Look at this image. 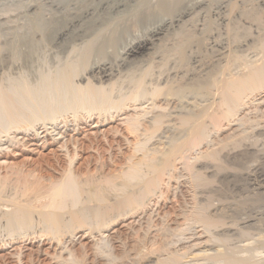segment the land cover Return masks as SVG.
Returning <instances> with one entry per match:
<instances>
[{
  "label": "rangeland",
  "instance_id": "rangeland-1",
  "mask_svg": "<svg viewBox=\"0 0 264 264\" xmlns=\"http://www.w3.org/2000/svg\"><path fill=\"white\" fill-rule=\"evenodd\" d=\"M64 1H66V0H62L63 3H59V2H61L60 0H0V68H1L0 69V72H1L0 73V89L3 88V89L6 90L8 88V86H9L10 83L11 84H13V83H16L17 84L18 81L20 82V83L18 82V85L19 84L20 85L21 84L26 85L28 83V87L30 85L31 88L34 87L33 89L36 88L37 90L38 89L41 90L42 88L45 87L43 90H41V92H38L39 90L37 91V90L31 89V91L33 90L34 92H38V94L39 93L42 94V92H43L42 96H40L41 94L40 95H38L37 93L34 94L35 101L32 98L33 101H34L33 106H31L32 105L31 103H29V104H28V102L25 103L26 101H28L27 100L28 98L25 101H23L24 98L21 97V96H24L25 97V95L22 92L18 93L19 91H16L14 89L16 87V84H14L15 87L12 88V90H14V92L17 93V94H15L12 91H9V90H11V87H13L14 85H10V88L7 89L9 91V93L7 91H5V90H2V89H1L2 91H0L2 93L5 91L4 93L7 92V94H9V95L12 92L11 93L12 94L11 95L12 97H14L15 95H17L13 99L15 101L14 103L16 104L18 101L21 100V101H23V103H25V104H23L24 106L27 105L25 107V110H24V113L27 112L25 114V116L28 114V112H29V114L34 113L32 115H29L28 114L29 116L27 115L28 116L27 120L25 119L27 116L26 117L24 116V118L22 117L23 119L21 118L22 121L20 119V121L17 120V122H14V120L16 119V117L13 116L12 119H11V116H7L6 111H2L1 110V112H0V114H2V112H3V114H2L3 116L5 115V116L9 117V120H12L13 121L12 124H14V123L16 124L18 122H19L18 125L21 124L19 126L17 124H16L17 126H15V124L12 125V124H10L11 121L10 122L9 121L7 122L8 119H5V116L3 117L2 115H0V117H1L0 118V143H1L0 144V148L2 147L0 149V193H1V195H0V214L3 211V209L5 208V206H8L9 204H11L10 201H13L15 199L20 200V201L26 200L30 196H33V194H35L36 191H38V196H39V194H41V195L39 196V198L36 197L37 196L36 195L37 193L34 195L35 196V200H38L37 202L35 201V204H37V203L40 204V202L42 203V201L44 202V200H46L44 197L47 198V196H46V194L44 192H47V191H49V189H51L52 184L56 182V179L59 180V179H61V177L64 176V174L67 172L69 166H72L74 168L75 175H78L77 176V179L78 180L82 181V180H84L86 178L85 181H82L81 182V183H83V182L85 183L86 182L87 184L84 185L86 187L85 188H82L81 187V190L80 189L78 190L79 202H80L78 205H81V203H84V202L87 201L88 195H87L86 190H89L90 189V186L96 184V182H98V181L99 182L101 181L100 183H102V182L104 183V184L102 183L100 185H103L105 187V189L108 190V192L106 191V194L108 195V196L106 195V197H109L107 199H108V201H110V198H112V196H113L112 194L113 193H111L112 190H109V187L106 188L105 179H108L112 173L114 174V172L121 173L124 170H126L125 169L126 168V165L125 164H127L128 161H130L132 159H135L137 156H140L141 154H143V152L146 150L144 147L148 148V146H149V145H147L148 142L144 141L145 139H142V140L144 142H146V144L143 143V145H141V146L138 145V142H141L142 143V140H141V138L139 139L138 136L136 137L135 136L136 134L131 133L127 128H125V127H127V124H126V120L125 119L128 118V117L137 118V116L139 117V115H140V119L139 118L138 119L142 121L145 117L149 116L151 114V112H148V113H150L148 115V113H144V111H143V110H149V109H147L148 107L150 108V102L151 101H148V97H149V95L151 93L149 95H148V93L154 91L156 88H158V85L160 86L162 82L165 83V81H167L168 79L170 80V81L168 80L169 82H171V81L173 82L172 84H176V82L179 83V81H180L181 78H180L179 75H178V78H177V75L176 76L174 75V73L172 71H175V69H172V67H173L174 64H175L174 66H176V67L178 66L179 62H177V61H179V58H180V64L179 65L182 66V64L185 65V63H186L185 60L187 58H186V54L184 53V50H183V48L186 46V45H183V44H185L186 42L183 43V41H182L183 32L182 31L180 32V30L177 27L178 24H181L180 23L181 21H178V23L174 22V25H171L172 27L170 26V29L169 30L171 32L168 31L170 33L169 34V37L170 36L171 37H174V39H177L176 41H178L179 38L181 37L180 38L181 42L179 40V43H178L179 45L178 44H176L178 46L175 45V48H177V49H174V47H173V50H175V51L174 52L171 51L172 54L177 51L179 54H182V52H183V54L185 55V56H183V54H182L180 56L178 53H177L178 55L175 53L176 56H178V58H177L178 60L176 59L177 60L176 61L177 63H175V60H174V64H171L172 61H170V64L167 63V65H166L165 62H163V63L160 62L161 64H158L156 62V64H155V62H154L155 60L152 61L150 59L151 62H153V63H151L150 60L149 61H141L140 62V61H138V59L141 60L142 58H138L137 59V61H138L137 63H135L136 62V60H135V62H134L135 64L134 63L130 64V62L127 59L129 65L127 64V66H126V63L127 62H125L123 64L124 66H122V65H121L122 67L120 65H119V67L117 66V68H119V71L117 70L116 71L117 73L115 72V77L116 78L114 77L115 78L114 81H113L114 78L110 79V81L112 80L111 83H110L109 80H108L109 82H107L106 80H104L103 82H96V80L89 78L90 82H92L91 80H93L92 83L95 84V85L96 84L97 85L98 84H100V85L102 84L101 85V89H103L105 93L107 92L106 93L107 96L109 94V96H108L109 99L108 98H107V100L105 99L106 102L108 101L107 102L108 103V107H106L107 104L101 103V105H99L101 107V108L99 107L100 110H99V108L98 109L96 108L97 110L95 108H93V111H92V109H90L89 107H85L84 106L85 105L84 102H78V101L75 102V103H78V105L77 104L76 105L73 104L74 106L73 105L71 107L68 106L66 103H68L67 101H69V100H65L66 103H63V102H65L64 101L65 98H63V95L65 97V94H66L65 91L67 89L64 90L65 87H63V88L61 87L60 90L62 89V91H60V90L57 91L56 90V83L60 79L59 75L61 74V71H63L62 73L68 71L69 69L67 70L66 67L69 68V65H71V64L75 68H76V66H79V69L80 70L78 68H76L77 70L75 68H73V69L76 70V71H74V74H76L78 76V77L76 75L74 76V81L76 82V81H78L79 77H81V76L83 77V75H84V77L85 76L87 77L88 76L87 72L90 70V68L93 67L94 65L98 64V63H102V62L105 63V61H106V62H109L110 64L113 63V64L118 65L117 63H120V62L123 61L121 58L124 59L123 53H125V51H126V45L125 44H127V46H128L131 41L133 42L134 40H136L135 37H137V38H139L140 36L142 37V34H144L143 36H145V32H148L147 31V28L149 29V28L153 27L152 24L156 25L157 24L156 23L157 21L150 22V24L152 23L151 25L148 22V25L146 24L148 27L144 23L146 21H140L139 24H138V22H129L130 24L129 23L122 24V25H124V28H126V29H124L122 25H120V26H118V25L117 26H112L113 27V30H112V28L111 29H107V28L105 29L104 28L106 31L104 29H102L99 32L101 34L100 35L101 37L99 36V33H98V35L97 34L95 35V36H99L100 37V38L95 37L96 38V39H94L95 41L90 40L91 42H89V40L86 39L87 40L86 41L83 38V40H77V41H75L76 43L75 42L70 43L71 40L68 41L69 38H73L77 34L79 35L82 31L84 33H87L88 31H91L90 29L94 30L96 27L93 28V26H97V24H96L97 21H98L97 19L98 18L99 19L100 18H104L106 14H103L102 15L101 12H97V10H96V12L95 11L94 12H91V13H95L94 15L91 14V13L85 15V18L86 19H84V16L83 17H80V19L82 20L81 22L79 20V17L77 18L78 20L75 19L76 17L73 18V19H75L73 21H76L77 23L75 24V26H70L71 24L69 25L71 29L69 28L67 31L70 32L71 35L67 32L66 35L65 34L62 35L64 37L63 38L62 36H59V31L63 27V25H65L66 20L68 19L65 16L66 15L65 13H67L68 12L67 10L71 7V6L70 7L69 6H65L64 5V3H65ZM169 1L172 2L173 0H169ZM219 2H220V5L223 3V5H221V7L226 6V7L222 8L224 10H221V11H219L217 13L219 15L218 18L221 17L223 19H221V18L218 19V18H216L217 17V14L214 15L215 13H209L208 12V11H212V10H213V12H215L216 11V8L218 6H220L218 4ZM183 3H184L185 10H183L182 16H179L180 18L177 17L176 20H178V18H179V20L180 19H184L182 21H186V20H189L188 18H191V19L192 18H196V15L198 14L199 11H200L199 12L200 14H202L204 11H206V13L204 12L205 13L204 16H206L205 17L206 21L208 20L206 22V21H204L205 19L203 18L201 20L202 22L200 21V24L202 23L204 25L205 31H207L206 32V35L204 34L205 37L203 35H200V33H199V34H195L196 36H193V38L190 37V39L189 38L188 39L191 40V38H192L193 41L191 40L190 42L196 44L195 45L196 47H194V48H195V50L197 48V50L195 51V50H193L194 48H192V51L195 52V53H197V51H198V53H197L198 55L202 56V58H205V59L207 58L206 60L210 63L209 65L211 67H209L210 68L209 70H207V69H206V71L203 70L205 73L203 71L201 72L202 74L201 73L200 74L197 73V75L195 77H192V79H190V81L191 80L194 81V82L197 81V80L198 81L199 80L200 81H202V80L204 81V80H206L205 78H207V76H210L209 74H211V72L213 70H215V69H216V71H218L219 69L220 70L224 69V71H223L224 73L223 74H224L225 77L226 76L229 77L228 76L229 74H230V77L233 76V74H234V76H236V75L237 76H242V75H244V74H246L248 72V70H249L248 68L253 69L255 66L260 65L264 61V57H263L264 56V1L263 0H224V2H223V0H185V1H183ZM213 3H215L214 6H212ZM229 3H230V5H229ZM59 4L61 6H59ZM231 4H232V7L231 8H228V7L231 6ZM62 5L65 6L64 7L65 9L63 8ZM209 5H211V8H210ZM216 5H217V7H216ZM72 8L73 7H71L70 9H72ZM201 8H202V10H201ZM225 9H228V10H225ZM61 12L65 14V15L64 14L63 15L67 18L66 20L64 19L65 17H63V15H61L62 14ZM226 13H227L228 16L225 15ZM97 14H100V15H97ZM178 14H180V13L178 12ZM88 15H90L89 16L90 18L93 16L94 19L92 18L91 21H90V18L88 17ZM183 15H184V17H183ZM39 16H40V19L41 20L38 18ZM226 18H227V20H226ZM38 19H39V22L37 21ZM58 19L59 20L61 19V20L59 21ZM220 19H221V21L223 23L220 21ZM192 20H194V19H192ZM92 21H94V24H93ZM82 22H84L83 23V27L86 24L85 25L86 26L85 28L82 27V25H81ZM86 22H88V23H86ZM89 23H92L91 25H93V26H91ZM135 23H137V24H135ZM141 23L144 24V25L142 26ZM33 24H36V25L39 24V25L36 27ZM125 25H126V27H125ZM129 25H131V28L129 27ZM137 25H138V27H137ZM59 26H60V28H59ZM34 27H36V28H34ZM114 27H116V29ZM120 27H122V31L120 30L121 29ZM128 27H129V30L132 29L131 30L132 32L131 31L128 32ZM143 27H144L145 30H142ZM37 28H39V30ZM108 28H110V27H108ZM118 28H119V30L117 32L116 30ZM133 28H135V29H133ZM73 29H74V31H75V29H77V30L74 32ZM34 30H36V31H34ZM112 31H113V35L110 34V33H112ZM123 31H124V33H123ZM208 31L209 32L211 31L209 33V35H207L208 34ZM125 32H128V33L125 34ZM48 33H49V35H46ZM119 33H123V34H120L119 35ZM105 34H106V36H105ZM114 34H115V36H114ZM116 34H118V35H116ZM128 34H130L131 36L130 35L128 36ZM72 35H74V36H72ZM123 35H124V37H123ZM126 35H127V37H126ZM89 36H92V34L90 33ZM112 36L113 37H116V38L119 37V39H117V40H116V38L113 39ZM130 37H131V39H130ZM87 38L89 39L90 37H87ZM97 38L100 39V40H98ZM19 39H20V41H19ZM198 39L200 41H198ZM212 39L214 40V42L221 43L222 44L221 46L225 48V52H224L225 54L222 53V55H219L220 57L218 56L217 59L214 58L215 60L213 59V57L210 58V55H211L210 52H211L212 49H210V46L208 45ZM65 40H66V44H68V45L65 44ZM96 40H98L97 42H99V43H97ZM111 40H113V41H111ZM194 40H196V41H194ZM25 41H27V42H25ZM103 41H104V43H103ZM123 41H124V44H123ZM87 42H88V44H87ZM93 42L95 43V45L89 46ZM105 42L106 43H109L110 42L111 44L110 43L109 44H105ZM200 42H201V45H199ZM205 43H207V44H205ZM35 44H37V45H35ZM71 44L73 46H71ZM186 44H188V43H186ZM225 45H227V46L225 47ZM104 46H106V48ZM22 47H23V49H22ZM89 47H91V48H89ZM92 47H95L94 49L95 50L98 49V50L95 51L94 49H92ZM100 47L101 48L103 47V48L100 49ZM88 49H89V51H87ZM179 49H181L182 52H180L181 50H179ZM209 49H210V52H209ZM92 50H94V51H92ZM160 50H161V48H160ZM227 50H228V52H227ZM64 51H65V53H64ZM83 51L84 52L87 51V52L86 53H83ZM90 51L92 53L94 52L93 54H91V56H89L90 55ZM213 51H214L215 54L219 53V51H216L214 49H213ZM88 52H89V54H88ZM79 54H80V56H78ZM207 54H209V55L207 56ZM80 57H85L84 59L87 60V61H85L83 58H81V59H83L85 61L84 62L83 60H81L82 61L81 62L80 61ZM88 57H90V58H88ZM107 57H108L109 60L107 59ZM145 57H146V55H144V58ZM181 57L182 58L185 57L184 60L181 59ZM210 59H212V60H210ZM16 60H17V62H16ZM76 60L80 61L79 65L76 64V63H78V61H76ZM115 60H117V61H115ZM90 61H91V63H90ZM111 61H113V62H111ZM86 62H87V64L89 66L86 64ZM82 63H84V64H82ZM258 63H260V64H258ZM80 64H82L84 67L82 65H80ZM90 64H92V65L90 66ZM145 64H147V65H145ZM162 64L166 65V68L167 69L165 68V66L164 67L161 66ZM263 64H264V62L261 65H263ZM72 65L70 66V69H72ZM252 66H254V67L252 68ZM134 67L135 68L136 67H138V68L141 67V69H137V68L135 69ZM64 68H66V69H64ZM130 68H131V70H129ZM169 68H170V70L172 69L171 72H170V70H168ZM61 69H63V70H61ZM59 71H60V73H59ZM77 71H79L80 74ZM216 71H214V72H216ZM118 72H120V73H118ZM161 73H162V75H160ZM203 73H204V75H203ZM166 74H168V77L166 76ZM171 74H173L174 76L171 75ZM159 75L161 76L160 77V80H159ZM170 76L173 78L172 80L170 79ZM43 77H44V79H46V78L47 79L44 81V80H42ZM156 78H158V79L156 80ZM21 79L24 82H22ZM47 80L48 81L50 80L49 81L50 83L47 82ZM136 80H137V82H136ZM45 82H47V84ZM53 82H54L55 85L54 84H51ZM84 82H85V80L82 83L80 82V85H83ZM112 82H114V83H112ZM107 83L110 84V85L108 86ZM44 84H45V86H44ZM48 84L49 85L51 84L52 86H50V88H49V85ZM100 85H99V87H100ZM42 86H44V87H42ZM153 87H155V89ZM51 88L53 90H51ZM136 88L137 89L138 88L141 89L140 90V93L138 91L139 89L136 90ZM135 90H136V92H135ZM45 91H51L53 93V96L56 97V101L57 102L55 101V99H54L53 96H52L53 98L51 96H49V95L46 96V93H44ZM32 92H31V95H33ZM51 92L50 93L47 92V93L52 95ZM133 92H135V93H133ZM2 93H0L1 94L0 95V98H2V96L4 95ZM21 93H22V95H21ZM58 93H59V95H58ZM106 94H103L101 99H103V97H105L104 95H106ZM131 94L132 95L133 94L134 95L136 94V96L134 97V95L132 96ZM139 94H141V96ZM18 95H19V98H18ZM36 95H37V97H36ZM30 96H27V97H29V100L31 102L32 100L30 98L32 96L31 97ZM45 96H46V98H48V96L52 98V99L51 98H48V99H50V101L45 98L47 100L46 103L51 102V100H52L51 103H53V105H50V106H52L51 108H50V106H48L49 103L46 106L44 105L43 108H42V105H41V107H39L40 104L38 105V102H40L41 104L42 103H45V102H43L45 99L42 101L43 97H45ZM59 96L60 97L62 96V99L59 98ZM151 96H152V94H151ZM263 96H264V94H263ZM67 97H68V91H67L66 99H68ZM20 98H23V100L20 99ZM38 98L39 99L41 98V99L39 101H37ZM141 98H144V99H141ZM252 98H248L249 101ZM259 98H261V97H258V96L257 97H254L253 98L254 101L251 100L250 102H248L247 99L245 100L247 105L246 104L244 105L245 108L243 106V108H244L243 111L244 112H242L245 116L243 114L240 115V116H238V115L235 116L236 119L238 117L240 118V120H238V125L240 123L239 126H240V128L243 127V129L241 128V130H240L239 126L237 125V127L239 129L238 132H241V134L234 133V135L232 136L231 139H233V140H235V139H239L240 140L241 139V141H243V140L247 141V139H249L250 141H247V143L248 142H251L253 140H257L258 142L257 141H253V144L255 142H257V144L256 143L254 144L255 146L258 145L257 147H255V146L254 147L256 149L257 148L260 149L262 152H260V150H259L260 153L257 152V154H255V155H258L259 157L258 156L257 157L254 156L253 158L248 159L247 162L248 163H251V164L254 163V165H256L258 168H261V169L264 170V147H263L264 146L263 145L264 144V137H262L263 135L262 136L261 135H258L255 132V129H254L255 127H253V126H256L257 127V124L263 125V123H264V100L263 101L257 100ZM134 99H136V100H134ZM61 100H63L62 103H61ZM78 100L81 101L80 99H78ZM36 101H37L36 104L38 106L35 108L34 105H35V102ZM145 101H146V103H145ZM258 101H261V104L260 103L258 104ZM21 103L18 102L17 103L18 105L16 106V108H18L19 110H20V106L19 105ZM81 103H83V105ZM109 103H111V104H109ZM102 104H103V106H102ZM1 105L2 104H0V106ZM116 105H117V107H116ZM250 105H251V107H250ZM30 106H31V108H30ZM63 106L65 108H63ZM121 106H123V107L126 106V107H124L122 109ZM27 107H28V109H27ZM48 107L50 109H52L51 110V113H47V112H49L48 109H47ZM57 107H58V109H57ZM103 107H105L106 109H103ZM161 107L164 108V106H162V105H161ZM0 108L4 109L3 105ZM22 108L24 109V107H22ZM22 108H21V110H23ZM29 108H30V111H29ZM37 108L43 109L42 110L43 113H46V114L44 115L38 109V112L41 113L40 114L41 116H40L39 113L36 111ZM257 108H258V111H257ZM26 109H27V111H26ZM53 109H55V110H53ZM120 109H122V110H120ZM19 110H17V112ZM44 110H46L47 112L44 111ZM248 110H250V111H248ZM20 111H19V113H20ZM35 111L38 114H36ZM103 111H105V113ZM260 111H262V112H260ZM22 112L23 111H21V113ZM30 112H32V113H30ZM24 113H22L21 115H23ZM52 113H54L55 116ZM128 113H129V115H128ZM47 114L49 116H51L50 114H52V116L50 117L52 119L48 118L49 116ZM38 115H39V117H35V116H38ZM103 115L104 116L105 115L108 116V119H110V120L105 119V121H104V118H103L104 116ZM259 115H261V116H259ZM30 116H31V118H30ZM97 116H98V119H96ZM258 116H259V118H258ZM20 117L21 116L19 115L18 118H20ZM40 117H41V120L43 118L42 121L39 120ZM123 117H124V119H123ZM235 117H234V119H235ZM241 118L243 120H241ZM28 119L29 120L31 119V120L29 121ZM35 119H37V121ZM257 119H258L259 122H257ZM44 120H47L48 122L47 121H44ZM245 120H246V122H243ZM249 120L250 121H254L255 120L257 122V124H256V122H252L251 123V122H249ZM24 121H29V122H24ZM23 122H24V124H23ZM32 122H34V123H32ZM42 122H43V124H42ZM247 122H249L250 124L249 123H248L249 125L246 124ZM25 123H26V125H25ZM30 123H32V125ZM22 124H23V127L24 128L23 127L22 128L20 127V126H22ZM244 124H246L248 126V129L250 127L253 128L252 130H251V128L249 129V131H252V133L251 132L249 133V131L247 132L248 129L246 128V125H244ZM253 124H256V125H253ZM10 125L14 126V128H11L12 126H10ZM9 126H10L11 129L9 128ZM7 128H9V129H7ZM28 129H30V130H28ZM50 130L51 131H53V130H55V131H57V130L64 131V133L62 135V138H60V141L59 142L58 141H56V142L54 141V143H53V142H51V140H48V141H41L40 140V137L42 136L41 131L50 132ZM242 130L244 132L246 130L245 134L244 133L242 134ZM38 131H39V133H38ZM55 131L52 132V134H54ZM246 133H249V134H246ZM13 134H14V136H12ZM21 134L28 135V137L30 138V141L31 142L29 141L28 142L29 144H24V142L21 141V139L19 138V137H21L20 136ZM39 135H41V136H39ZM246 135H249V136H246ZM6 136L7 137L10 136L8 138L9 139L11 138L12 140L11 139L9 140L8 138H6ZM236 136H238L239 138L236 137ZM240 136H245V137L242 140V138H240ZM246 137H248V138H246ZM5 138H6V140H5ZM18 139H19V141H17ZM136 139H139V140H136ZM231 139H229V140H231ZM4 140H5V142H4ZM9 142H11V143L9 144ZM18 142H19V144H16ZM33 142L35 144H33ZM48 142H49V144H48ZM134 143L137 144V147H136V145ZM4 144H6V145H4ZM259 144L262 145L261 147H263V149L260 147ZM4 146H5V148H4ZM138 146L141 147V148H138ZM134 148H135V152L137 151L136 154L134 153ZM205 148L202 147V149H200V150L203 151ZM138 151H139V153H138ZM194 156L196 158H193ZM193 157L192 158L194 160L199 159L197 161H193V159L191 158L192 159L191 160L192 165L194 166L193 168H195L193 170L195 172H197V173H200L201 175H204L206 177H209L210 174L213 171L212 170L213 167H212L211 163L208 162L207 159L206 160L204 159V161H203V159H201L202 157L199 158L197 155H193ZM69 160H71L73 162H71V161L69 162ZM247 162H246V164H247ZM259 162H260V165H259ZM223 164H225V165L230 164L229 166L237 167V165H233L232 163H230L229 161H226V160L223 162ZM206 166H207V168H206ZM242 167L245 168L244 166H241L239 168L243 169ZM116 169H118L120 172L118 170L116 171ZM142 172H144V170ZM178 173L175 176L177 178L173 177L172 180H170L165 175L162 178V180L160 181L162 183H159L160 186L157 187L158 188V191L156 190V192H155L156 194H153L154 196L152 195V197L150 196L151 194L149 195L148 198H152V199H148V198L145 199L144 204H145V206L148 209V211H147L148 213L147 212H143L142 214H140V215L137 216V214H132V213H130L131 212L130 211L128 214L123 215V216H120L116 221L114 220L115 223H117V224H115V225H113L114 223L111 224L113 227L112 226L107 227V229H106L107 231H105L103 233L97 232V234H96V231L90 233L91 231L90 232H89V230L86 231L87 228H84V229H82L78 233V235H76V236L73 237L74 238L73 240H75V241H73L71 244L70 243H67V244L65 243L66 245H64V244H62L61 241L58 242V240H56L53 237L49 236L50 234H47L46 232H44V229H43L44 227H43L42 223L39 222V220H36L37 217H34V221H33L34 224H33V227H31V229H28L27 231H25L26 229H23L22 228L24 231L23 230L20 231V229L18 228L19 230L16 229L17 232H15L16 230H12V231H10V229L8 230L9 227L7 228V226H6L7 224L4 221L5 219L2 218V216H0L1 217L0 218V264H44V263L45 264H53V260L55 259L54 262L57 260L56 259V254H55L56 253V250L57 249H60L62 246H69V245H70L69 247L74 248L79 253L78 256L82 254L81 252L83 250L86 252V254H87V259L86 260H88V261H86L85 264H90V263L91 264H100V263H97L98 258H95L94 256H92V253L98 247H100V249H106L105 246L106 247L108 246L109 248L113 249V252H114V255L113 256L115 257V258L112 257V260L113 261L115 260L113 262V264H118V263L119 264H123V263L124 264H133L135 262L137 263L138 261H135V260H137L139 258H137L138 256L136 257V255H138L141 252V250L143 251V253L145 251V253H150V255H152V256L154 255L153 258H152V264H153L154 261H155L154 264H162V262L159 261L160 262L159 263L156 259L159 256H161V255L162 256L159 257V258L165 259V257H169L170 256V253H171V255L175 254V255H178L179 256V259H177V261L174 262L173 264H175V263L176 264H180V263L181 264H199L200 262H198V263L197 262L196 263L195 262L194 263L189 262L190 261L191 254H192V248H190V246L192 247V245L190 244V241H192L193 239H197L198 237H200V239L194 240V241L191 242L193 245L197 244L199 240H201L202 242H204V241L207 242V240H208L207 244L208 243L210 244L209 241H212L211 242V245H213L212 246L213 248L216 247L215 249H213L215 251H216V249L219 250L221 248V250H222V248H223L222 251H225L227 249L226 250L227 253H231V252H228L229 249L231 251L233 250V252H235V250H236V253H237V251L240 249L239 250L240 253L239 252L237 254L236 253H232L233 255L236 254V255H239V256H240L241 252H243L241 250L243 248H244V250L246 248L248 249V247H246V246H249V244L252 243L251 244L252 247H249L248 250H245V251H247L246 253L247 254H250V255L247 256V254H245V255H241L240 256V257L247 256L246 258L249 261L247 259H244L245 257L242 260H247L246 263H245V261L243 262L242 260H240V259L239 260L242 261L243 264H252V263L253 264H264V254H263L264 253V249H263V247H261L262 245H264V234H263L264 233V224H263L264 223V220H262V219H264V217H263L264 215H260L259 214L260 210L264 207V204H262V203H264L263 202L264 201L263 200L264 199V191H261L260 192L257 189V185L259 183L264 184V182L263 183H262V181L256 182L257 180H260L259 178H256V180L251 179L252 180L251 181L250 179H248L246 177H238L236 180L235 179L234 180H231V179L230 180L229 179H224L223 180V178H220V177H217L216 178V176L214 175L216 179L214 178V181H213V184H212L211 187H208V188H200V189H196L194 191L193 186H192V189L193 190L191 189V182H190V185L189 186H188V184L186 182H185L186 184L183 183L184 180H186V178L188 176L186 174L182 173V172H179V170H178ZM182 175L184 177H186V178H184ZM54 178H56V179H54ZM95 180H97V181H95ZM256 183H257V185H256ZM32 189H34V190L32 191ZM39 190H41V191L39 192ZM159 190H160L161 193L159 192ZM192 192L194 193L193 195H195V197H196L195 198L196 201H192L191 202V200H190L191 197L190 196H192ZM258 192L261 193V194H259ZM25 194L27 195V197H26ZM258 194L259 195H263V196L262 197L261 196L260 197H256V196H259ZM42 195H45V196L43 197ZM34 196L33 197H30L29 199H32L33 200L34 199ZM157 196H159V197H157ZM212 196H213V199L211 198ZM36 198H38V199H36ZM165 198H167V199H165ZM253 198H256L257 200H261L262 199L263 201H262V203H261V201H259L260 203L257 201L258 204H256L257 203L256 202V199H255L254 202H251V200H253ZM208 199L210 201L213 200L214 204H220V208L223 209L224 214H221L223 212H220L221 215H219V218L222 217V215H226L225 217H222L221 218V220H224V218H226L225 219L226 221L225 220H224L225 222L223 221V223H225V225L229 226L230 223H231V225H232V223H236V224L233 225L234 226L233 228L235 229L233 232L232 231L231 232L230 231L229 232L228 231L222 232L220 230L216 231L217 229L216 230L213 229L214 231L212 230V232H211V230H208L207 231L203 225H200L201 224L200 222L196 223L197 221L196 222L194 221L195 218H193L194 217L193 214L191 215V213H190L191 210L193 209L194 206H197L199 204L202 205V203L204 201H205V203H207V200ZM221 199L223 200V202H222ZM5 200H6V202H5ZM243 200L244 201H248V202H244ZM240 201H243V203L240 202ZM8 202H9V204H8ZM197 202H199V203L197 204ZM183 203H184V205H183ZM240 203L243 206L240 205ZM251 203H253V205H251ZM191 204L192 205L194 204V205L192 206ZM237 205H240L241 207L240 206H237ZM262 205H263V207H261ZM251 206H254V208L251 207ZM8 207H10V205ZM250 207H251V209H250ZM255 207H256V210H254ZM189 208H190V210H189ZM252 208H253V210H252ZM186 209H187V211H186ZM194 209H195V207H194ZM194 209L192 210V213H193ZM222 209H220V211H222ZM241 209H242V211H241ZM151 210H152V212H151ZM182 210H184V211H182ZM250 211H251V213H250ZM246 213H248V214H246ZM252 213L255 214V215H253ZM243 214H245V215H243ZM181 215H182V217H181ZM228 215L230 217H228ZM256 215H257V217H256ZM241 216H243V218ZM247 216H249V217L247 218ZM261 217H262V219H261ZM186 218H187V220H186ZM244 218L245 219L252 218L254 220H256V219L257 220L256 221H253V223L251 222L250 224H243L242 225L240 223L243 220H245ZM188 219L190 221L193 220V222H190ZM240 219H243V220L241 221ZM181 220H183V221H181ZM259 220H261V222H258L259 224H257V221H259ZM173 221H176V222H173ZM262 221H263V223H262ZM238 222H239V225L240 226L238 225ZM36 223H37V225H35ZM129 223H130V225H129ZM194 223H195V225H194ZM253 224H256V225L253 226ZM38 225H39V227H38ZM126 227H128V228L126 229ZM184 227L187 228V229L189 228V229L186 230ZM256 227H257V229H256ZM36 229L37 230L39 229V231H37ZM243 229H245V230H243ZM205 230L207 232H205ZM238 231L241 232V233L239 234ZM246 231H248V232H246ZM9 232L11 234L12 233L13 234L11 235ZM112 232H113V234H112ZM213 232H214V234H213ZM219 232L220 233L222 232V233L220 234ZM225 232H227V233H225ZM254 232H256V233H254ZM207 233L209 235L210 234L211 235L209 236ZM242 233H243L244 236L242 235ZM8 234L11 235V237H9ZM108 234H109V237L110 238L109 237L106 238V236ZM177 234L178 235H181L182 239ZM149 235H150V237H149ZM195 235H196V237H195ZM211 236H212V238H214V237L219 238V239L221 238L220 239L221 241L219 239L217 240L216 238H214V240H212V238L211 239L209 238ZM231 236L233 237V239H232ZM258 236H260V237H258ZM226 237H227V240H226ZM10 238H11V240H10ZM46 238H48V239H46ZM96 238H98V239H96ZM142 238H145V239L143 240ZM235 239H236V242H235ZM255 239H257V242H256ZM262 239H263V241H261ZM182 240H183V242H182ZM215 240H217V241H215ZM53 241H55L56 243L53 242ZM110 241H111V244H110ZM147 241L150 242V243H148ZM162 241H164L165 243L164 242L162 243ZM168 241H172V242H170L171 244ZM176 241H178V242H176ZM260 241H261V243H259ZM14 242H15V244H14ZM58 243H60V244H58ZM135 243H137V244H135ZM159 243H161V244H159ZM244 243L245 244L247 243V245L245 246ZM257 243H259L261 245H259ZM142 244H144V245H142ZM158 244L160 245V248H159ZM99 245H101V246H99ZM102 245L104 246V248H102ZM134 245L136 247L135 249H134ZM163 245L165 246V247H162L165 250L164 252H162L163 249L161 248V246H163ZM167 245H168V247L169 246L170 247L169 248L166 247ZM242 245H243V248L241 249L240 247ZM95 246H97V247H95ZM234 246H235V248L236 247L237 248L236 249L233 248ZM256 246L257 247L259 246V247L256 248ZM93 247H94V250H93ZM126 247H128V248H126ZM138 247H140V248H138ZM150 247H151V249H150ZM156 247L159 248V251L157 250ZM253 247H254V250H256V251L258 250V251L257 252L256 251H251L250 249H252ZM166 248H167V250H166ZM81 249H82V251H81ZM149 249L151 250V252L149 251ZM184 249H186V250H184ZM190 249H191V252H190ZM135 250H137V251H135ZM154 250H156V251H154ZM127 251L129 253H127ZM166 251H167V253L170 252L168 254L169 256L167 255ZM245 251L243 252V254L245 253ZM58 252H59V250H57V253ZM137 252H138V254H137ZM179 253H180V255H179ZM259 254H261L263 256H261ZM88 255H91V256H88ZM257 255H259V256H257ZM53 256H55V257H53ZM163 256H164V258H163ZM92 257H93V259H92ZM154 257H157V258L154 259ZM249 257H251V258H249ZM254 257H255V259H254ZM258 257L260 258V260H259ZM121 258H123L124 260H122ZM235 258L237 259V256H235ZM94 259H96V261ZM185 260H186V262H184ZM215 260L218 262L217 259H209V260H205L207 262L204 261V263L205 264H215ZM251 260H252V262H251ZM93 261H95V263ZM156 261H157V263H156ZM179 261H180V263H179ZM213 261H214V263H213ZM147 262L145 264H151L150 261H147ZM237 262H238L237 264H239V261L238 260H237ZM232 263H229V264H232ZM242 263L240 262V264H242ZM218 264H221V263H218ZM233 264H236V261Z\"/></svg>",
  "mask_w": 264,
  "mask_h": 264
},
{
  "label": "bare ground",
  "instance_id": "bare-ground-1",
  "mask_svg": "<svg viewBox=\"0 0 264 264\" xmlns=\"http://www.w3.org/2000/svg\"><path fill=\"white\" fill-rule=\"evenodd\" d=\"M61 2H59V3H63L62 2V0H60ZM183 1H185V0H173L172 2L171 1H169V0H66V1H64L65 3H64V5L65 6H71V7H73L72 9H66L68 12L67 13H62L61 15H63V17H65L64 19L66 20V23H65V25H63V27L60 29V31H59V36H62V35H66V33L68 32L67 30L70 28V26H75V24L77 23L76 21H73V20H78L77 18L79 17V20H80V22L82 21L81 19H80V17H83L84 16V19H86L85 18V15H87V14H89V13H91V12H96V10H97V12H101L102 13V15L103 14H106L105 15V17L104 18H98L96 21H97V26H93V25H91L92 23H89L91 26H93V28L94 27H96L94 30H92V29H90L91 31H88L87 33H84L83 31L78 35H72V36H74L73 38H69V40L68 41H70V43H72V42H75V41H77V40H83V38L86 40H89V42H91L90 40H92V41H95L94 39H96L95 37H98V38H100L101 36V34L99 33L100 32V30H102V29H111L112 28V30H113V27L112 26H120V25H122V24H126V23H129V22H138V24L140 23V21H146V22H144L145 23V25L147 24L148 25V22H149V24H150V22H154V21H157L156 23V25H154V24H152L153 25V27H151V28H147L146 26V28H147V31L148 32H145V36H143L144 34H142V37L140 36L139 38H137V37H135L136 38V40H134L133 42L131 41L130 43H129V45L127 46V44H125L126 45V51H125V53H123V55H124V59L123 58H121L123 61L122 62H120V63H117L118 65H116V64H110L109 62H106L105 61V63H98V64H96V65H94L93 67H91L90 68V70L87 72V74H88V76L86 77H84V75H83V77L81 76V77H79V79H78V81H74V76L76 75V74H74V71H76L77 69L76 68H78L79 69V66H76V68L75 67H73V65H72V69L73 68H75V69H70V66L71 65H69V68L68 67H66L67 68V70L68 71H66V72H64V73H62L63 71H61V70H63V69H61L60 71H61V76L59 75V77H60V79L58 80V84L56 83V90L57 91H59L60 90V88L62 87H65V89L64 90H66L65 92H66V94H65V97H64V95H63V98H65L64 99V101L65 100H69V101H67L68 103H66V101L65 102H63V103H66L68 106H72L73 104L74 105H78V103H75L76 101H78V102H84V106L85 107H89L90 109H92V111H93V108H99L100 106L99 105H101V103H103V104H107L106 105V107H108V101L106 102L105 101V99L107 100V98H108V96H109V94H108V96H107V92L105 93L104 92V90L103 89H101V85L100 84H93L92 82H93V80H91L92 82H90V80H89V78L90 79H94V80H96V82H103L104 80H106L107 82H109L110 81V79H112V78H114L115 77V72L118 70L119 71V68H117V66L119 67V65L121 66H124L123 64L125 63V62H127L126 63V66H127V64H128V61L130 62V64H132V63H134L135 62V60H136V62L135 63H137L138 61H149L150 59L152 60V61H154L155 62V64H156V62L158 63V64H161L160 62H165L166 63V65H167V63H169L170 64V61H172L171 62V64H174V60H175V63H177V62H179V64H180V58H179V61H177L178 59V56H176V54L178 53L177 51L175 52V53H171V51L172 52H174L175 50H173V47H174V49H177V48H175V45L176 44H178L179 43V40H180V38H179V40L178 41H176L177 39H174V37H169V32L168 31H170L169 29H170V26L171 25H174V22H176V23H178V21H181L180 23L181 24H178L177 25V27H178V29L180 30V32L182 31L183 32V36H182V41H183V43H188V44H183V45H186L184 48H183V50H184V53L186 54V63H185V65L184 64H182V66L181 65H179L178 64V66L176 67V66H174L173 65V67H172V69H175V71H172V69L170 70V68L168 69V70H170V72L172 71L173 73H174V75L176 76L177 75V78H178V75L180 76V81H179V83L178 82H176V84H172L173 82L171 81V82H169L167 79V81H165V83H161V85L159 86L158 85V88H156L155 89V87H153L154 89V91H152V92H149L148 93V95L151 93L152 94V96H151V94L149 95V97H148V101H151L150 102V108L148 107L147 109H149V110H143L144 111V113H148V112H151V114L150 113H148V115L149 116H147V117H145L142 121L141 120H139L140 119V115H139V117L137 116V118H131V117H128V118H126L125 120H126V124H127V127H125V128H127L131 133H134V134H136L135 136L137 137L138 136V138L140 139L141 138V140L142 139H145L144 141H146V142H148L147 143V145H149L148 146V148H146V147H144L146 150L143 152V154H141L140 156H135L136 158L135 159H132V160H130V161H128L127 159V161H128V163L127 164H125L126 165V170H124L123 168V172H121V173H116V172H114V174L112 173L111 175H110V177L108 178V179H105V185H106V188H108L109 187V190H112V192L111 193H113L112 195V198H110V201H108V199L107 198H109V197H106V191L108 192V190H106L105 189V187L103 186V185H100V184H102V183H100L99 181L98 182H96V184H94V185H92V186H90V189L89 190H86V192H87V195H88V197H87V201L86 202H84V203H81V205H78L80 202H79V195H78V190L80 189L81 190V187L82 188H85L86 186H84L85 184H87L86 182L84 183H81L82 181H85V179L84 180H82V181H80V180H78L77 179V176L78 175H75V170H74V168L72 167V166H69V168H68V170H67V172L64 174V176L63 177H61V179H56V178H54V179H56V182L55 183H51L52 184V187H51V189H49V191H47V192H44L45 194H46V196H47V198L46 197H44L45 195H42L46 200H44V202L42 201V203L40 202V204L39 203H37V204H35V201L37 202L38 200H35V194L37 195L36 197H38L39 198V196L41 195V194H39V196H38V191H36V193L35 194H33V196H34V199L32 200V199H29L30 197H33V196H30L29 198H27L26 200H23V201H20V200H17V199H15V200H13V201H10V203L11 204H9V202H8V204L10 205V207H8V206H5V208L3 209V211L1 212V214H0V216H2V218H4L5 220V222H6V226H7V228H8V230L10 229V231H12V230H19L20 229V231H22L23 229H26L25 231H27L28 229H31V227H33V224H34V217H37V219L36 220H39V222H41L42 223V225H43V229H44V232H46L47 234H50L49 236H51V237H53L54 239H56V240H58V242L59 241H61L62 242V244H64V245H66L67 243H72L73 241H75V240H73L74 238V236H76V235H78V233L82 230V229H84V228H87L86 229V231L87 230H89V232L90 233H92V232H95L96 231V234H97V232H101V233H103V232H105V231H107L106 229H107V227H109V226H112L111 224H113V225H115V224H117V223H115V221L120 217V216H123V215H126V214H128L130 211V213H132V214H137V216L138 215H140V214H142L143 212H147L148 211V209H147V207L145 206V204H144V201H145V199H147L148 197H149V195L152 197V195L153 194H156L155 192H156V190L158 191V186H160L159 185V183H162V182H160L161 180H162V178L166 175L170 180H172L173 179V177H175L176 176V174L178 173V170H179V172H182V173H184V174H186L188 177L186 178V177H184L183 175V177L184 178H186V180H184V184H188V186L190 185V182H191V189H192V186H193V188H194V191L196 190V189H200V188H208V187H211L212 186V184H213V181H214V178H215V176H216V178L217 177H220V178H223V180L224 179H231V180H236L238 177H246V178H248V179H253V180H256V178H259L260 180H257L256 182H259V181H262V183L264 182V170L263 169H261V168H258L256 165H254V163L253 164H251V163H248L247 161H248V159H251V158H253L254 156H258V155H255V154H257V152H259V150L260 149H256L255 147H257L258 145H254L255 143L257 144V140H253V141H257V142H255L254 144H253V141H251V142H248L247 143V141H250L249 139H247V141H245V140H243L244 139V137L245 136H240V138H242V140L243 141H241V139L239 140V139H235V140H233V139H231L232 138V136L234 135V133H239V134H241V132H238L239 131V129H238V127H237V125H238V120H240V118L238 117L237 119H236V117L235 116H240V115H242L243 113L242 112H244L243 111V109L245 108V104H246V99H247V101L248 102H250L251 100L252 101H254V97H261V98H259V99H257V100H261V101H263L264 100V96H263V94H264V64L263 65H261L260 63H258V64H260V65H258V66H252V68L253 69H251V68H248L249 70H248V72L246 73V74H244V75H242V76H234V74H233V76H231L230 77V74L228 75L229 77H225L224 76V69H222V70H218V71H216V69L215 70H213L212 72H211V74H209L210 76H207V78H205L206 80H202V81H190V79H192V77H195L196 75H197V73L198 74H200L203 70H205L206 71V69L207 70H209L210 68L209 67H211L209 64V62L205 59V58H202V56H200V55H198L197 53H198V51H197V53H195V52H193L192 51V48H194V47H196L195 45L196 44H194V43H192V42H190L191 40H192V38H193V36H196L195 34H199L200 33V35H203L204 36V34L206 35V32L207 31H205V28H204V25L201 23L200 24V21L204 18L205 19V17L206 16H204V14L206 13V11H204L202 14H200L198 11V14L196 15V18H192V19H194V20H192L191 18H188L187 16V18L189 19V20H186V21H182V20H184V19H180L179 20V16H182V14H183V10H185V8H184V3H183ZM264 1V0H263ZM31 2V1H30ZM50 2V1H49ZM191 2V1H190ZM223 2H224V0H223ZM34 3V2H33ZM186 3V2H185ZM217 3V2H216ZM262 3V2H261ZM219 5H220V2L218 3ZM217 4V5H218ZM57 5V4H56ZM64 5H62L63 6V8L65 7ZM215 5V3H213V5L212 6H214ZM217 5H216V7H217ZM221 5H223V3L221 4ZM221 5L220 6H218L217 8H216V11L215 12H213V10L212 11H208L209 13H215L214 15H216L219 11H221V10H224V9H222V8H224V7H226V6H223V7H221ZM228 5V4H227ZM229 5H230V3H229ZM236 5V4H235ZM234 5V6H235ZM249 5V4H248ZM254 5V4H253ZM20 6V5H19ZM59 6H61L60 4H59ZM210 6V8H211V5H209ZM31 7V6H30ZM228 7V6H227ZM232 7V4H231V6L230 7H228V8H231ZM43 8V7H42ZM68 8V7H67ZM28 9V8H27ZM52 9V8H51ZM60 9V8H59ZM65 9V8H64ZM209 9V8H208ZM38 10V9H37ZM36 10V11H37ZM45 10V9H44ZM49 10V9H48ZM201 10H202V8H201ZM225 10H228V9H225ZM231 10V9H230ZM32 11V10H31ZM63 11V10H62ZM33 12V11H32ZM177 14H176V13ZM178 12L180 13V14H178ZM189 12V11H188ZM227 12V11H226ZM37 14V13H36ZM91 14H95V13H91ZM208 14V13H207ZM220 14V13H219ZM222 14V13H221ZM97 15H100V14H97ZM96 15V16H97ZM209 15V14H208ZM211 15V14H210ZM223 15V14H222ZM225 15H227V13L225 14ZM224 15V16H225ZM90 15H88V17H89ZM92 16V15H91ZM213 16V15H212ZM218 14H217V17L216 18H218ZM228 16V15H227ZM226 16V17H227ZM234 16V15H233ZM237 16V15H236ZM34 17V16H33ZM62 17V16H61ZM60 17V18H61ZM62 17V18H63ZM70 17V18H69ZM76 17V18H75ZM95 17V16H94ZM98 17V16H97ZM102 17V16H101ZM177 17H179L178 18V20H176L177 19ZM183 17H184V15H183ZM193 17V16H192ZM36 18V17H35ZM39 19H40V16L38 17ZM51 18V17H50ZM73 18H75V19H73ZM90 18V17H89ZM93 18V16L90 18V21H91V19ZM96 18V17H95ZM214 18V17H213ZM215 18V19H216ZM219 18H221V17H219ZM218 18V19H219ZM39 19L37 20L38 22H39ZM94 19V18H93ZM221 19H223V18H221ZM221 19H220V21H221ZM258 19V18H257ZM41 20V19H40ZM59 20V19H58ZM61 20V19H60ZM59 20V21H60ZM89 20V19H88ZM87 20V21H88ZM226 20H227V18H226ZM230 20V19H229ZM5 21V20H4ZM204 21H206V19L204 20ZM208 21V20H207ZM206 21V22H207ZM34 22V21H33ZM41 22V21H40ZM45 22V21H44ZM79 22V23H80ZM89 22V21H88ZM88 22H86V23H88ZM93 22V24H94V21H92ZM202 22V21H201ZM222 22V21H221ZM227 22V21H226ZM225 22V23H226ZM230 22V21H229ZM248 22V21H247ZM83 23L84 22H82V27H83ZM175 23V24H176ZM223 23V22H222ZM228 23V22H227ZM252 23V22H251ZM7 24V23H6ZM32 24V23H31ZM40 24V23H39ZM38 24V25H39ZM61 24V23H60ZM63 24V23H62ZM71 24V25H70ZM130 24V23H129ZM135 24H137V23H135ZM150 24V25H151ZM33 25H35L36 27L38 26V25H36V24H33ZM41 25V24H40ZM57 25V24H56ZM70 25V26H69ZM79 25V24H78ZM86 25V24H85ZM84 25V27L83 28H85L86 26ZM132 25V24H131ZM131 25H129V27L131 28ZM141 25L143 26L144 24H142L141 23ZM140 25V26H141ZM149 25V26H150ZM206 25V24H205ZM210 25V24H209ZM218 25V24H217ZM225 25V24H224ZM228 25V24H227ZM69 26V27H68ZM89 26V25H88ZM123 26V28H124V25H122ZM134 26V25H133ZM132 26V27H133ZM19 27V26H18ZM36 27H34V28H36ZM40 27V26H39ZM80 27V26H79ZM108 27H110V28H108ZM125 27H126V25H125ZM129 27H128V32H130L132 29H130L129 30ZM137 27H138V25H137ZM136 27V28H137ZM172 27V26H171ZM12 28V27H11ZM59 28H60V26H59ZM88 28V27H87ZM115 29H116V27H114ZM121 29V31H122V27H120ZM140 28V27H139ZM208 28V27H207ZM38 30H39V28H37ZM42 29V28H41ZM40 29V30H41ZM71 29V28H70ZM104 29V30H105ZM114 29V30H115ZM124 29H126V28H124ZM133 29H135V28H133ZM12 30V29H11ZM28 30V29H27ZM77 29H75V31H76ZM118 30H119V28L116 30L117 32H118ZM142 30H145L144 29V27H143V29ZM17 31V30H16ZM29 31V30H28ZM34 31H36V30H34ZM45 31V30H44ZM73 31H74V29H73ZM74 31V32H75ZM106 31V30H105ZM126 31V30H125ZM40 32V31H39ZM43 32V31H42ZM73 32V33H74ZM78 32V31H77ZM115 32V31H114ZM128 32H125V34L126 33H128ZM132 32V31H131ZM137 32V31H136ZM140 32V31H139ZM142 32V31H141ZM171 32V31H170ZM178 32V31H177ZM211 32V31H210ZM209 31H208V34L207 35H209V33H210ZM70 35H71V33L70 32H68ZM92 34V36H89V34ZM98 33H99V36H95L96 34L98 35ZM105 33V32H104ZM103 33V34H104ZM123 33H124V31H123ZM123 33H119V35L120 34H123ZM135 33V32H134ZM133 33V34H134ZM147 33V34H146ZM44 34V33H43ZM109 34V33H108ZM107 34V35H108ZM110 34H112L113 35V31H112V33H110ZM131 34V33H130ZM130 34H128V36L130 35ZM212 34V33H211ZM36 35V34H35ZM46 35H49V33L48 34H46ZM116 35H118V34H116ZM26 36V35H25ZM103 36V35H102ZM105 36H106V34H105ZM110 36V35H109ZM114 36H115V34H114ZM122 36V35H121ZM131 36V35H130ZM138 36V35H137ZM180 36V35H179ZM198 36V35H197ZM212 36V35H211ZM215 36V35H214ZM213 36V37H214ZM44 37V36H43ZM51 37V36H50ZM57 37V36H56ZM63 37V36H62ZM69 37V36H68ZM87 37H90L89 39L87 38ZM113 37V36H112ZM118 37V36H117ZM123 37H124V35H123ZM126 37H127V35H126ZM190 37H192L191 38V40H189L190 39ZM205 37V36H204ZM208 37V36H207ZM210 37V36H209ZM212 37V38H213ZM64 38V37H63ZM66 38V37H65ZM93 38V39H92ZM97 38V39H98ZM103 38V37H102ZM110 38V37H109ZM114 38H116V37H113V39ZM129 38V37H128ZM133 38V37H132ZM189 38V39H188ZM211 38V37H210ZM21 39V38H20ZM20 39H19V41H20ZM34 39V38H33ZM61 39V38H60ZM108 39V38H107ZM117 39H119V37L118 38H116V40ZM123 39V38H122ZM127 39V38H126ZM130 39H131V37H130ZM129 39V40H130ZM195 39V38H194ZM207 39V38H206ZM214 39V38H213ZM212 39V40H213ZM248 39V38H247ZM64 40V39H63ZM86 40V41H87ZM98 40H100V39H98ZM98 40H96V42L98 41ZM211 40V41H212ZM17 41V40H16ZM106 41V40H105ZM109 41V40H108ZM111 41H113V40H111ZM125 41V40H124ZM124 41H123V44H124ZM188 41V42H187ZM193 41V40H192ZM194 41H196V40H194ZM198 41H200L199 39H198ZM210 41V40H209ZM210 41V43L208 44L209 46H210V49H212L211 50V52L213 53H211L210 52V49H209V52H210V58L211 57H213V59L214 58H218V56L219 55H222V53L223 54H225L224 52H225V48L224 47H222L221 45V43H219V42H214V40L211 42ZM25 42H27V41H25ZM61 42V41H60ZM116 42V41H115ZM126 42V41H125ZM180 42H181V40H180ZM62 43V42H61ZM69 43V42H68ZM76 43V42H75ZM97 43H99V42H97ZM103 43H104V41H103ZM102 43V44H103ZM110 43V42H109ZM109 43H106L105 42V44H109ZM223 43V42H222ZM245 43V42H244ZM21 44V43H20ZM38 44V43H37ZM37 44H35V45H37ZM40 44V43H39ZM65 44H66V40H65ZM87 44H88V42H87ZM104 44V45H105ZM111 44V43H110ZM205 44H207V43H205ZM24 45V44H23ZM44 45V44H43ZM66 45H68V44H66ZM93 45H95V43L93 42V43H91V45H89V46H93ZM113 45V44H112ZM179 45V44H178ZM178 45H176V46H178ZM182 45V44H181ZM199 45H201V42L199 43ZM198 45V46H199ZM240 45V44H239ZM15 46V45H14ZM71 46H73L72 44H71ZM70 46V47H71ZM102 46V45H101ZM107 46V45H106ZM106 46H104L105 48H106ZM114 46V45H113ZM112 46V47H113ZM227 45H225V47H226ZM69 47V46H68ZM204 47V46H203ZM25 48V47H24ZM74 48V47H73ZM85 48V47H84ZM89 48H91V47H89ZM95 47H92V49H94ZM103 48V47H102ZM101 47H100V49H102ZM160 48H161V50H160ZM180 48V47H179ZM207 48V47H206ZM205 48V49H206ZM22 49H23V47H22ZM70 49V48H69ZM99 49V50H100ZM199 49V48H198ZM213 49L214 50H216V51H219V53H217V54H215L214 53V51H213ZM227 49V48H226ZM234 49V48H233ZM244 49V48H243ZM83 50V49H82ZM95 50V49H94ZM94 50H92V51H94ZM96 50H98V49H96ZM95 50V51H96ZM108 50V49H107ZM123 50V49H122ZM179 50H181V49H179ZM193 50H195V48L193 49ZM196 50H197V48H196ZM195 50V51H196ZM208 50V49H207ZM18 51V50H17ZM87 51H89V49L87 50ZM87 51H83V53H86ZM101 51V50H100ZM215 51V52H216ZM32 52V51H31ZM74 52V51H73ZM99 52V51H98ZM180 52H182V50L180 51ZM208 52V53H209ZM227 52H228V50H227ZM64 53H65V51H64ZM94 53V52H93ZM91 51H90V55L89 56H91V54H93ZM88 54H89V52H88ZM87 54V55H88ZM175 54V55H174ZM179 54V53H178ZM177 54V55H178ZM182 54H183V52H182ZM182 54H179L180 56L182 55ZM203 54V53H202ZM228 54V53H227ZM144 55H146V57L144 58ZM209 54H207V56H208ZM78 56H80V54L78 55ZM84 56V55H83ZM97 56V55H96ZM105 56V55H104ZM183 56H185L184 54H183ZM229 56V55H228ZM13 57V56H12ZM87 57V56H86ZM119 57V56H118ZM220 57V56H219ZM224 57V56H223ZM231 57V56H230ZM264 57V56H263ZM5 58V57H4ZM81 58H85V57H80V61L81 60H83V59H81ZM88 58H90V57H88ZM87 58V59H88ZM138 58H142L141 60H139ZM184 58L185 57H181V59H183L184 60ZM21 59V58H20ZM29 59V58H28ZM92 59V58H91ZM90 59V60H91ZM107 59H108V57H107ZM119 59V58H118ZM127 59H128V61H127ZM137 59H138V61H137ZM177 59V60H176ZM222 59V58H221ZM228 59V58H227ZM233 59V58H232ZM85 60V59H84ZM83 60V61H84ZM89 60V59H88ZM106 60V59H105ZM109 60V59H108ZM151 60H150V62H151ZM210 60H212V59H210ZM215 60V59H214ZM76 61H78V60H76ZM80 61H78V63H76V64H78L79 65V63H80ZM85 61H87V60H85ZM84 61V62H85ZM115 61H117V60H115ZM119 61V60H118ZM121 61V60H120ZM177 61V62H176ZM182 61V60H181ZM16 62H17V60H16ZM15 62V63H16ZM82 62V61H81ZM101 62V61H100ZM111 62H113V61H111ZM90 63H91V61H90ZM95 63V62H94ZM108 63V64H107ZM134 63V64H135ZM148 63V62H147ZM151 63H153V62H151ZM164 63V64H165ZM182 63V62H181ZM184 63V62H183ZM218 63V62H217ZM220 63V62H219ZM69 64V63H68ZM75 64V65H76ZM82 64H84V63H82ZM82 64H80V65H82ZM86 64H87V62H86ZM93 64V63H92ZM92 64H90V66L92 65ZM141 64V63H140ZM164 64H162L161 66H165V68H166V65H164ZM168 64V65H169ZM20 65V64H19ZM88 65V64H87ZM129 65V64H128ZM145 65H147V64H145ZM150 65V64H149ZM148 65V66H149ZM212 65V64H211ZM83 66V65H82ZM81 66V67H82ZM89 66V65H88ZM121 66V67H122ZM135 66V65H134ZM154 66V65H153ZM13 67V66H12ZM80 67V68H81ZM84 67V66H83ZM131 67V66H130ZM10 68V67H9ZM66 68H64V69H66ZM89 68V67H88ZM87 68V69H88ZM135 68V67H134ZM137 69H141V67L140 68H138V67H136ZM135 68V69H136ZM223 68V67H222ZM1 69V68H0ZM86 69V70H87ZM125 69V68H124ZM123 69V70H124ZM143 69V68H142ZM146 69V68H145ZM160 69V68H159ZM167 69V68H166ZM226 69V68H225ZM80 70V69H79ZM126 70V69H125ZM129 70H131V68L129 69ZM161 70V69H160ZM159 70V71H160ZM234 70V69H233ZM60 71H59V73H60ZM65 71V70H64ZM142 71V70H141ZM147 71V70H146ZM214 71H216V72H214ZM79 74H80V72L79 71H77ZM76 72V73H77ZM124 72V71H123ZM162 72V71H161ZM204 72V71H203ZM242 72V71H241ZM1 73V72H0ZM117 73V72H116ZM118 73H120V72H118ZM141 73V72H140ZM205 73V72H204ZM204 73H203V75H204ZM230 73V72H229ZM235 73V72H234ZM244 73V72H243ZM142 74V73H141ZM152 74V73H151ZM202 74V73H201ZM207 74V73H206ZM238 74V73H237ZM58 75V74H57ZM86 75V74H85ZM118 75V74H117ZM140 75V74H139ZM160 75H162V73L160 74ZM159 75V80H160V76ZM170 75V74H169ZM171 75H173V74H171ZM173 75V76H174ZM77 76V75H76ZM80 76V75H79ZM122 76V75H121ZM166 76L168 77V74H166ZM78 77V76H77ZM158 77V76H157ZM165 77V76H164ZM163 77V78H164ZM198 77V76H197ZM203 77V76H202ZM201 77V78H202ZM206 77V76H205ZM116 78V77H115ZM115 78L113 79V81L115 80ZM123 78V77H122ZM139 78V77H138ZM175 78V77H174ZM200 78V77H199ZM47 79V78H46ZM46 79H44V77H43V79L42 80H46ZM50 79V78H49ZM56 79V78H55ZM152 79V78H151ZM158 78H156V80H157ZM170 79L172 80L173 78L170 76ZM22 80V79H21ZM85 80V82L83 83V85H80V82L82 83L83 81ZM109 80V81H108ZM125 80V79H124ZM141 80V79H140ZM153 80V79H152ZM163 80V79H162ZM194 80V79H193ZM50 81V80H49ZM48 80H47V82H49ZM52 81V80H51ZM112 81V80H111ZM111 81H110V83H111ZM142 81V80H141ZM144 81V80H143ZM176 81V80H175ZM174 81V82H175ZM19 82V81H18ZM18 82H17V84L16 83H13V84H9V86H8V88L7 89H9L10 88V85H14V84H16V87H15V85L13 86V87H11V90H9V91H12V92H14V90H12V88H14L16 91H19L18 93H20V92H22L24 95H25V97L24 96H21L22 95V93H21V97H23L24 98V100H23V98H20V99H22L23 101H25L27 98V100L28 101H26L25 103H27L28 102V104L29 103H31L30 105L31 106H33V104H34V101H35V99H34V94L35 93H37L38 94V92H41V90H43L45 87V84H44V86H42V87H44V88H42L41 90H37L36 88L35 89H33V88H31L30 87V85H29V87H28V83L26 84V85H24V84H19L18 85ZM22 82H24L23 80H22ZM21 82V83H22ZM47 82H45L46 84H47ZM136 82H137V80H136ZM135 82V83H136ZM20 83V82H19ZM50 83V82H49ZM106 83V82H105ZM112 83H114V82H112ZM126 83V82H125ZM133 83V82H132ZM149 83V82H148ZM154 83V82H153ZM51 84H54V82L53 83H51ZM49 85V88H50V86H52V85ZM108 84V83H107ZM142 84V83H141ZM147 84V83H146ZM159 84V83H158ZM55 85V84H54ZM99 85H100V87H99ZM110 84H108V86H109ZM107 86V85H106ZM107 86V87H108ZM135 86V85H134ZM47 87V86H46ZM111 87V86H110ZM136 87V86H135ZM140 87V86H139ZM145 87V86H144ZM147 87V86H146ZM109 88V87H108ZM107 88V89H108ZM148 88V87H147ZM2 90H5V89H3V88H1ZM0 89V91H2ZM5 90V91H7L8 93H9V91L8 90ZM31 89H33V90H37L38 92H34L33 90V92L31 91ZM48 89V88H47ZM139 89V88H138ZM137 88H136V90H138ZM51 90H53L52 88H51ZM55 90V91H56ZM63 90V91H64ZM136 90H135V92H136ZM140 90L141 89H139L138 91H139V93H140ZM4 91V92H5ZM60 91H62V89L60 90ZM67 91H68V99H66V96H67ZM109 91V90H108ZM111 91V90H110ZM2 93V92H0V93H2V94H4L3 96H2V98H0V104H2L3 105V107H4V109H2V108H0V112H1V110L2 111H6V114H7V116H11V119H12V117L14 116V117H16V119L14 120V122H17V120H19L20 121V119L23 117L24 118V116H25V114L27 113H24V110H25V107L27 106H24L23 104H25V103H23V101H18L19 103H21L19 106H20V110H21V108L22 107H24V109L23 110H21V111H23L22 113H24L23 115H21L22 113H21V111L18 109V108H16V106L18 105L17 103L15 104L14 102V98L17 96V95H13L14 97H12L11 95V93H10V95L9 94H7V92L6 93ZM31 92H32V94L33 95H31ZM47 92H51V91H45L44 93H46V96L47 95H49V96H53V93H52V95L51 94H48ZM135 92H133V93H135ZM15 93V92H14ZM63 93V92H62ZM61 93V94H62ZM130 93V92H129ZM15 94H17V93H15ZM41 93H39L38 95H40ZM42 94H43V92H42ZM42 94L40 95V96H42ZM103 94H106V95H104L105 97H103V99H101L102 98V95ZM1 95V94H0ZM19 95H18V98H19ZM32 97H31V96ZM58 95H59V93H58ZM132 95V94H131ZM134 95V94H133ZM132 95V96H133ZM140 96H141V94H139ZM145 95V94H144ZM147 95V96H148ZM27 96H30L31 98V100L33 101V99H34V101L32 102H30V100H29V97H27ZM44 96V95H43ZM46 96L45 97H43V99H42V101L46 98ZM48 96V98H51V97H49ZM56 96V95H55ZM107 96V97H106ZM111 96V95H110ZM136 96V94L134 95V97ZM12 97V98H11ZM36 97H37V95H36ZM39 97V96H38ZM54 97V96H53ZM52 97V98H53ZM146 97V96H145ZM253 97V98H252ZM33 98V99H32ZM48 98H46L47 100H49L50 101V99H48ZM51 98V99H52ZM59 98H61L62 99V96L60 97L59 96ZM111 98V97H110ZM128 98V97H127ZM147 98V97H146ZM145 98V99H146ZM248 98H252L250 101H249V99ZM263 98V99H262ZM17 99V98H16ZM41 99V98H40ZM39 98L37 99V101H39L40 100ZM45 99V100H46ZM54 99H55V101H56V97H54ZM58 99V98H57ZM78 99H80L81 101H79ZM100 99V100H99ZM109 99V98H108ZM141 99H144V98H141ZM43 101V102H47V100L46 101ZM127 100V99H126ZM130 100V99H129ZM128 100V101H129ZM132 100V99H131ZM134 100H136V99H134ZM140 100V99H139ZM147 100V99H146ZM37 101L35 102V105H34V107L36 108L39 104H40V106L39 107H41V105H42V108L44 107V105L46 106L48 103V106H50V105H53V103H51L52 102V100H51V102H48V103H40V102H38V105L36 104L37 103ZM62 101L63 100H61V103H62ZM105 101V102H104ZM124 101V100H123ZM261 101H258V104L260 103L261 104ZM57 102V101H56ZM117 102V101H116ZM131 102V101H130ZM136 102V101H135ZM140 102V101H139ZM247 102V103H248ZM51 103V104H50ZM134 103V102H133ZM145 103H146V101H145ZM254 103V102H253ZM256 103V102H255ZM263 103V102H262ZM15 104V105H14ZM60 104V103H59ZM80 104V103H79ZM82 105H83V103H81ZM103 104H102V106H103ZM109 104H111V103H109ZM117 104V103H116ZM136 104V103H135ZM158 104V105H157ZM257 104V103H256ZM255 104V105H256ZM2 105L0 106V107H2ZM63 105V104H62ZM65 105V104H64ZM73 105V106H74ZM161 105L162 106H164V108H162L161 107ZM247 105V104H246ZM31 106H30V108H31ZM61 106V105H60ZM66 106V105H65ZM80 106V105H79ZM111 106V105H110ZM113 106V105H112ZM115 106V105H114ZM157 108H156V107ZM243 106H244V108H243ZM259 106V105H258ZM52 106H50V108H51ZM116 107H117V105H116ZM115 107V108H116ZM122 107V109L124 108V107H126V106H121ZM159 107V108H158ZM161 107V108H160ZM250 107H251V105H250ZM257 107V106H256ZM255 107V108H256ZM30 108H29V111H30ZM49 107L47 108L48 109V111L49 112H47L46 110H44V111H46L47 113H51V110L52 109H50ZM63 108H65L64 106H63ZM73 108V107H72ZM77 108V107H76ZM75 108V109H76ZM88 108V109H89ZM101 108V107H100ZM100 108H99V110H100ZM114 108V109H115ZM247 108V107H246ZM259 108V107H258ZM258 108H257V111H258ZM27 109H28V107H27ZM27 109H26V111H27ZM33 109V108H32ZM38 109H39V111H41L42 113H43V109H40V108H37V112H38ZM57 109H58V107H57ZM61 109V108H60ZM82 109V108H81ZM94 109V110H95ZM96 109V110H97ZM103 109H106L105 107H103ZM108 109V108H107ZM118 109V108H117ZM122 109H120V110H122ZM126 109V108H125ZM141 109V108H140ZM160 109V110H159ZM17 110H19L20 111V113H19V111L17 112ZM35 110V109H34ZM33 110V111H34ZM53 110H55V109H53ZM63 110V109H62ZM139 110V109H138ZM32 111V110H31ZM35 111V112H36ZM58 111V110H57ZM102 111V110H101ZM106 111V110H105ZM105 111H103L104 113H105ZM248 111H250V110H248ZM36 112V114H38ZM54 112V111H53ZM98 112V111H97ZM100 112V111H99ZM247 112V111H246ZM253 112V111H252ZM251 112V113H252ZM255 112V111H254ZM260 112H262V111H260ZM30 113H32V112H30ZM102 113V112H101ZM114 113V112H113ZM117 113V112H116ZM2 114H3V112H2ZM2 114H0V115H2ZM5 114V113H4ZM28 114H29V112H28ZM27 114V115H28ZM32 114H34V113H32ZM32 114H29V115H32ZM41 113H39V115H40ZM44 115L46 114V113H43ZM42 114V115H43ZM53 115H54V113H52ZM52 114H50L51 116H52ZM103 114V113H102ZM101 114V115H102ZM107 114V113H106ZM121 114V113H120ZM125 114V113H124ZM248 114V113H247ZM19 115L21 116L20 118H18L19 117ZM26 115V116H27ZM28 115V116H29ZM39 115L38 116H35V117H39ZM48 115V114H47ZM46 115V116H47ZM122 115V114H121ZM128 115H129V113H128ZM131 115V114H130ZM142 115V114H141ZM244 115V114H243ZM257 115V114H256ZM3 116V115H2ZM5 116V115H4ZM3 116V117H4ZM7 116H5V119H8L7 120V122L9 121H11V123L10 124H12L13 123V121L12 120H9V117H7ZM25 116V117H26ZM28 116L25 118L26 120H27V118H28ZM41 116V115H40ZM49 116V115H48ZM51 116H49L48 118H50ZM55 116V115H54ZM99 116V115H98ZM98 116H97V118L96 119H98ZM104 116V115H103ZM106 116V115H105ZM103 117L104 118V121H105V119H107V120H110V119H108V116H106V117ZM112 116V115H111ZM127 116V115H126ZM132 116V115H131ZM145 116V115H144ZM245 116V115H244ZM243 116V117H244ZM250 116V115H249ZM254 116V115H253ZM259 116H261V115H259ZM259 116H258V118H259ZM43 117V116H42ZM143 117V116H142ZM234 117H235V119H234ZM242 117V118H243ZM1 118V117H0ZM18 118V119H17ZM22 118V119H23ZM30 118H31V116H30ZM46 118V117H45ZM44 118V119H45ZM139 118V119H138ZM241 118V120H243ZM249 118V117H248ZM253 118V117H252ZM255 118V117H254ZM257 118V117H256ZM261 118V117H260ZM14 119V118H13ZM22 119H21V121H22ZM47 119V118H46ZM50 119H52V118H50ZM123 119H124V117H123ZM245 119V118H244ZM250 119V118H249ZM29 120V119H28ZM31 120V119H30ZM29 120V121H30ZM36 121H37V119H35ZM34 120V121H35ZM39 120H41V117H40V119ZM42 120H43V118H42ZM41 120V121H42ZM49 120V119H48ZM102 120V119H101ZM29 121H24V122H29ZM44 121H47V120H44ZM50 121V120H49ZM103 121V122H104ZM123 121V120H122ZM261 121V120H260ZM24 122H23V124H24ZM39 122V121H38ZM48 122V121H47ZM91 122V121H90ZM243 122H246V120L245 121H243ZM249 122H256L255 120L254 121H250L249 120ZM249 122H247L246 124H248ZM257 122H259L258 121V119H257ZM257 122H256V124H257ZM19 123V122H18ZM18 123H16L17 125H18ZM32 123H34V122H32ZM32 123H30L31 125H32ZM51 123V122H50ZM106 123V122H105ZM124 123V122H123ZM261 123V122H260ZM263 123V122H262ZM9 124V123H8ZM15 124V123H14ZM14 124H12V125H14ZM15 124V126H17ZM23 124H22V126H20L21 128L23 127ZM42 124H43V122H42ZM49 124V123H48ZM97 124V123H96ZM242 124V123H241ZM246 124H244V125H246ZM250 124V123H249ZM248 124V125H249ZM256 124H253V125H256ZM12 125H10V126H12ZM19 125H21V124H19ZM18 125V126H19ZM25 125H26V123H25ZM239 125H240V123H239ZM238 125V126H239ZM243 125V126H244ZM252 125V124H251ZM10 126H9V128H10ZM28 126V125H27ZM26 126V127H27ZM42 126V125H41ZM96 126V125H95ZM94 126V127H95ZM250 127V126H249ZM253 127H255L254 129H255V132L258 134V135H263L262 137H264V123H263V125H259V124H257V127L256 126H253ZM9 128H7V129H9ZM11 128H14V126H12ZM10 128V129H11ZM16 128V127H15ZM24 128V127H23ZM29 128V127H28ZM239 128H240V126H239ZM242 129H243V127H241ZM241 128H240V130H241ZM245 128V127H244ZM246 128L248 129V126L246 125ZM251 128V130L253 129L252 127H250ZM249 128V129H250ZM26 129V128H25ZM249 129L247 130V132L249 131ZM28 130H30V129H28ZM45 130V129H44ZM10 131V130H9ZM55 130H53V131H51L50 130V132H47V131H41V133H42V136L41 135H39V136H41L40 137V140L41 141H48V140H51V142H53L54 143V141L56 142V141H60V138H62V135H63V133H64V131H61V130H57V131H55V133L54 134H52V132H54ZM128 131V132H129ZM254 131V130H253ZM21 132V131H20ZM245 132H246V130H245ZM245 132L242 130V134L244 133L245 134ZM252 133V131H249V133ZM38 133H39V131H38ZM249 133H246V134H249ZM17 134V133H16ZM57 135V136H56ZM12 136H14V134L12 135ZM21 137H19L20 139H21V141H23L24 142V144H29L28 142L30 141V138L28 137V135H26V134H21L20 135ZM246 136H249V135H246ZM8 137H10V136H8ZM7 136H6V138H8ZM16 137V136H15ZM236 137H238V136H236ZM254 137V136H253ZM261 137V138H262ZM6 138H5V140H6ZM239 138V137H238ZM246 138H248V137H246ZM245 138V139H246ZM250 138V137H249ZM259 138V137H258ZM9 139V138H8ZM11 139V138H10ZM9 139V140H10ZM17 139V138H16ZM36 139V138H35ZM127 139V138H126ZM139 139H136V140H139ZM229 139H231V140H229ZM257 139V138H256ZM2 140V139H1ZM5 140H4V142H5ZM12 140V139H11ZM32 140V139H31ZM237 140V141H236ZM3 141V140H2ZM17 141H19V139L17 140ZM69 141V140H68ZM73 141V140H72ZM75 141V140H74ZM143 140H142V143L141 142H138V145L139 146H141V145H143V143H145L146 144V142H144ZM242 143H241V142ZM245 141V142H244ZM260 141V140H259ZM263 141V140H262ZM31 142V141H30ZM76 142V141H75ZM11 142H9V144H10ZM40 143V142H39ZM44 143V142H43ZM263 143V142H262ZM1 144V143H0ZM16 144H19V142L18 143H16ZM33 144H35L34 142H33ZM48 144H49V142H48ZM62 144V143H61ZM135 144V143H134ZM261 144V143H260ZM259 144V145H260ZM4 145H6V144H4ZM22 145V144H21ZM52 145V144H51ZM63 145V144H62ZM67 145V144H66ZM136 145V147H137V144H135ZM264 145V144H263ZM73 146V145H72ZM138 146V148H141V147H139ZM146 146V145H145ZM255 146V147H254ZM262 145H260V147H261ZM59 147V146H58ZM64 147V146H63ZM135 147V146H134ZM202 147H206L203 151H201L200 149H202ZM264 147V146H263ZM263 147H261L262 149H263ZM2 148V147H1ZM0 148V149H1ZM4 148H5V146H4ZM68 148V147H67ZM66 148V149H67ZM73 148V147H72ZM60 149V148H59ZM64 149V148H63ZM70 149V148H69ZM74 149V148H73ZM133 149V148H132ZM143 149V148H142ZM137 150V149H136ZM140 150V149H139ZM68 151V150H67ZM66 152V151H65ZM260 152H262L261 150H260ZM259 152V153H260ZM134 153L136 154L137 153V151L135 152V148H134ZM133 153V154H134ZM138 153H139V151H138ZM134 154V155H135ZM262 154V153H261ZM193 155H197L199 158H201V159H203V161H204V159L206 160H208V162H210L211 163V165H212V167H213V171H212V173L210 174V176L209 177H206V176H204V175H201L200 173H197V172H195L193 169H195V168H193L194 166L192 165V162H191V160L193 159V158H196L195 156L193 157ZM74 156V155H73ZM68 157V156H67ZM70 157V156H69ZM72 157V156H71ZM132 157V156H131ZM130 157V158H131ZM134 157V156H133ZM193 157V158H192ZM255 157V158H256ZM259 157V156H258ZM73 158V157H72ZM129 158V159H130ZM192 158V159H191ZM261 158V157H260ZM258 159V158H257ZM197 160H199V159H197ZM197 160H194L193 159V161H197ZM229 161L230 163H232L233 165H237V167H234V166H229L230 164H228V165H225V164H223V162L224 161ZM71 160H69V162H70ZM71 162H73V161H71ZM207 162V163H208ZM246 162H247V164H246ZM255 162V161H254ZM123 163V162H122ZM121 163V164H122ZM256 164V163H255ZM71 165V164H70ZM119 165V164H118ZM210 165V166H211ZM259 165H260V162H259ZM241 166H244L245 168H243V169H241V168H239V167H241ZM125 167V166H124ZM144 167V168H143ZM206 168H207V166H206ZM118 169H116V171H117ZM121 170V169H120ZM144 170V172H142ZM119 171V170H118ZM120 172V171H119ZM179 174V173H178ZM215 175V176H214ZM179 177V176H178ZM175 178H177V177H175ZM215 178V179H216ZM81 179V178H80ZM83 179V178H82ZM166 179V178H165ZM168 179V180H169ZM169 180V181H170ZM178 180V179H177ZM219 180V179H218ZM88 181V180H87ZM95 181H97V180H95ZM104 181V180H103ZM175 181V180H174ZM221 181V180H220ZM242 181V180H241ZM249 181V180H248ZM252 181V180H251ZM92 182V181H91ZM165 182V181H164ZM168 182V181H167ZM186 182V183H185ZM218 182V181H217ZM90 183V182H89ZM95 183V182H94ZM169 183V182H168ZM181 183V182H180ZM232 183V182H231ZM251 183V182H250ZM254 183V182H253ZM104 184V183H103ZM171 184V183H170ZM168 185V184H167ZM246 185V184H245ZM256 185H257V183H256ZM176 187V186H175ZM215 188V187H214ZM256 188V187H255ZM35 189V188H34ZM34 189H32V191L34 190ZM175 189V188H174ZM243 189V188H242ZM254 189V188H253ZM257 189H258V191H264V184H261V183H259L258 185H257ZM256 189V190H257ZM193 190V189H192ZM202 190V189H201ZM211 190V189H210ZM31 191V190H30ZM41 190H39V192H40ZM225 191V190H224ZM159 192H160V190H159ZM168 192V191H167ZM223 192V191H222ZM241 192V191H240ZM34 193V192H33ZM48 193V194H47ZM161 193V192H160ZM215 193V192H214ZM224 193V192H223ZM255 193V192H254ZM259 193V192H258ZM30 194V193H29ZM172 194V193H171ZM170 194V195H171ZM194 193L192 192V196H190L191 197V202L192 201H196V197H195V195H193ZM248 194V193H247ZM259 194H261V193H259ZM258 194V195H259ZM0 195H1V193H0ZM26 195V194H25ZM218 195V194H217ZM108 196V195H107ZM111 196V195H110ZM154 196V195H153ZM160 196V195H159ZM159 196H157V197H159ZM241 196V195H240ZM252 196V195H251ZM256 196V195H255ZM254 196V197H255ZM262 197L263 195H259V196H256V197ZM26 197H27V195H26ZM38 198H36V199H38ZM154 198V197H153ZM162 198V197H161ZM160 198V199H161ZM176 198V197H175ZM212 199H213V196L211 197ZM250 198V197H249ZM248 198V199H249ZM42 199V198H41ZM148 199H152V198H148ZM165 199H167V198H165ZM172 199V198H171ZM194 199V200H193ZM203 199V198H202ZM255 199L256 198H253V200H251V202H254L255 201ZM185 200V199H184ZM222 200V199H221ZM245 200V199H244ZM243 200V201H244ZM264 200V199H263ZM262 199L261 200H257L256 199V202L258 201H261V203H262V201H263ZM8 201V200H7ZM108 201V202H107ZM174 201V200H173ZM219 201V200H218ZM243 201H240V202H242L243 203ZM5 202H6V200H5ZM185 202V201H184ZM189 202V201H188ZM222 202H223V200H222ZM221 202V203H222ZM230 202V201H229ZM228 202V203H229ZM244 202H248V201H244ZM258 202L256 203V204H258ZM264 202V201H263ZM149 203V202H148ZM159 203V202H158ZM164 203V202H163ZM196 203V202H195ZM199 202H197V204H198ZM204 203V204H203ZM202 203V205L201 204H199V205H197V206H194L195 207V209H194V207H193V209H194V211H193V213H192V210H191V215L193 214V218H195V222L196 223H198V222H200L199 224L200 225H203L204 227H205V229L208 231V230H211V232H212V230L213 229H217L216 231H218V230H220V231H222V232H224V231H234L235 229L233 228L234 226V224H236V223H232V225H231V223L229 224V226H227V225H225V223H223V221L226 219V218H224V220H221V218L222 217H225L226 215H222V217H220L219 218V215H221V214H224V212H223V209L222 208H220V204H214V202H213V200H207V203H205V201ZM219 203V202H218ZM260 203V202H259ZM239 204V203H238ZM255 204V203H254ZM255 204V205H256ZM262 204H264V203H262ZM2 205V204H1ZM149 205V204H148ZM183 205H184V203H183ZM187 205V204H186ZM192 205V204H191ZM190 205V206H191ZM194 205V204H193ZM192 205V206H193ZM222 205V204H221ZM240 205H242L241 203H240ZM240 205H237V206H240ZM251 205H253V203H251ZM243 206V205H242ZM258 206V205H257ZM256 206V207H257ZM154 207V206H153ZM158 207V206H157ZM161 207V206H160ZM228 207V206H227ZM230 207V206H229ZM241 207V206H240ZM239 207V208H240ZM245 207V206H244ZM248 207V206H247ZM251 207H253L254 208V206H251ZM251 207H250V209H251ZM256 207H255V209L254 210H256ZM260 207V206H259ZM258 207V208H259ZM261 207H263V205L261 206ZM260 207V208H261ZM184 208V207H183ZM233 208V207H232ZM231 208V209H232ZM253 208H252V210H253ZM160 209V208H159ZM220 209H222V211H220ZM238 209V208H237ZM247 209V208H246ZM181 210V209H180ZM189 210H190V208H189ZM228 210V209H227ZM260 210V209H259ZM182 211H184V210H182ZM186 211H187V209H186ZM210 211V212H209ZM231 211V210H230ZM229 211V212H230ZM238 211V210H237ZM241 211H242V209H241ZM240 211V212H241ZM247 211V210H246ZM150 212V211H149ZM151 212H152V210H151ZM220 212H223V213H221L220 214ZM256 212V211H255ZM148 213V212H147ZM161 213V212H160ZM189 213V214H190ZM226 213V212H225ZM250 213H251V211H250ZM257 213V212H256ZM152 214V213H151ZM157 214V213H156ZM186 214V213H185ZM188 214V213H187ZM234 214V213H233ZM238 214V213H237ZM246 214H248V213H246ZM253 214V213H252ZM259 214L260 215H264V207L260 210V212H259ZM190 215V216H191ZM243 215H245V214H243ZM250 215V214H249ZM253 215H255V214H253ZM258 215V214H257ZM257 215H256V217H257ZM133 216V215H132ZM135 216V215H134ZM150 216V215H149ZM153 216V215H152ZM162 216V215H161ZM160 216V217H161ZM259 216V215H258ZM125 217V216H124ZM151 217V216H150ZM175 217V216H174ZM181 217H182V215H181ZM184 217V216H183ZM191 217V218H192ZM228 217H230L229 215H228ZM232 217V216H231ZM235 217V216H234ZM242 218H243V216H241ZM249 216H247V218H248ZM255 217V216H254ZM264 217V216H263ZM1 218V217H0ZM192 218V219H193ZM253 218V217H252ZM252 218H250V219H245V220H243V219H240L241 221V223L240 224H250L251 222L253 223V221H256V220H254V219H252ZM259 218V217H258ZM149 219V218H148ZM190 219V218H189ZM188 219V220H189ZM261 219H262V217H261ZM115 220V221H114ZM133 220V219H132ZM186 220H187V218H186ZM262 220H264V219H262ZM114 221V222H113ZM142 221V220H141ZM181 221H183V220H181ZM190 221V220H189ZM226 221V220H225ZM224 221V222H225ZM230 221V220H229ZM4 222V223H5ZM118 222V221H117ZM173 222H176V221H173ZM190 222H193V220L192 221H190ZM258 222H261V220H259V221H257V224H259ZM135 223V222H134ZM138 223V222H137ZM189 223V222H188ZM256 223V222H255ZM262 223H263V221H262ZM127 224V223H126ZM172 224V223H171ZM191 224V223H190ZM264 224V223H263ZM35 225H37V223L35 224ZM128 225V224H127ZM129 225H130V223H129ZM192 225V224H191ZM194 225H195V223H194ZM238 225H239V222H238ZM252 225V224H251ZM254 225H256V224H253V226ZM232 226V227H231ZM240 226V225H239ZM245 226V225H244ZM36 227V226H35ZM38 227H39V225H38ZM113 227V226H112ZM111 227V228H112ZM168 227V226H167ZM178 227V226H177ZM202 227V226H201ZM248 227V226H247ZM260 227V226H259ZM3 228V227H2ZM1 228V229H2ZM6 228V229H7ZM19 228V229H18ZM23 228V229H22ZM119 228V227H118ZM128 227H126V229H127ZM176 228V227H175ZM185 228V227H184ZM236 228V227H235ZM239 228V227H238ZM237 228V229H238ZM262 228V227H261ZM130 229V228H129ZM182 229V228H181ZM186 230H188L187 228H185ZM253 229V228H252ZM256 229H257V227H256ZM17 230L15 231V232H17ZM37 230V229H36ZM165 230V229H164ZM180 230V229H179ZM178 230V231H179ZM199 230V229H198ZM205 230V232H207ZM243 230H245V229H243ZM248 230V229H247ZM24 231V230H23ZM37 231H39V229L37 230ZM214 231V230H213ZM30 232V231H29ZM43 232V233H44ZM88 232V233H89ZM149 232V231H148ZM181 232V231H180ZM186 232V231H185ZM192 232V231H191ZM221 232V233H222ZM239 232V231H238ZM246 232H248V231H246ZM258 232V231H257ZM10 233V232H9ZM42 233V234H43ZM87 233V232H86ZM110 233V232H109ZM179 233V232H178ZM184 233V232H183ZM209 233V232H208ZM207 233V234H208ZM216 233V232H215ZM220 233V232H219ZM220 233V234H221ZM225 233H227V232H225ZM241 232H239V234H240ZM252 233V232H251ZM254 233H256V232H254ZM7 234V233H6ZM11 234V233H10ZM13 234V233H12ZM11 234V235H12ZM40 234V233H39ZM38 234V235H39ZM84 234V233H83ZM105 234V233H104ZM103 234V235H104ZM112 234H113V232H112ZM149 234V233H148ZM201 234V233H200ZM213 234H214V232H213ZM218 234V233H217ZM216 234V235H217ZM229 234V233H228ZM264 234V233H263ZM9 235V234H8ZM11 235H9V237H11ZM15 235V234H14ZM41 235V234H40ZM39 235V236H40ZM46 235V234H45ZM82 235V234H81ZM89 235V234H88ZM99 235V234H98ZM111 235V234H110ZM151 235V234H150ZM150 235H149V237H150ZM178 235V234H177ZM209 235V234H208ZM211 235V234H210ZM209 235V236H210ZM224 235V234H223ZM242 235H243V233H242ZM249 235V234H248ZM262 235V234H261ZM47 236V235H46ZM80 236V235H79ZM85 236V235H84ZM91 236V235H90ZM144 236V235H143ZM154 236V235H153ZM178 236H180L181 237V235H178ZM194 236V235H193ZM213 236V235H212ZM212 236L211 237H209L210 239L212 238ZM227 236V235H226ZM244 236V235H243ZM263 236V235H262ZM8 237V238H9ZM38 237V236H37ZM107 237H109V234L106 236V238ZM157 237V236H156ZM190 237V236H189ZM195 237H196V235H195ZM232 237V236H231ZM251 237V236H250ZM258 237H260V236H258ZM7 238V237H6ZM36 238V237H35ZM39 238V237H38ZM88 238V237H87ZM103 238V237H102ZM110 238V237H109ZM154 238V237H153ZM165 238V237H164ZM186 238V237H185ZM214 238H216V237H214ZM214 238H212V240H214ZM223 238V237H222ZM229 238V237H228ZM17 239V238H16ZM46 239H48V238H46ZM96 239H98V238H96ZM143 240L145 239V238H142ZM141 239V240H142ZM181 239H182V237H181ZM180 239V240H181ZM191 239V238H190ZM198 239H200V237H198L197 239H193L192 241H194V240H198ZM209 239V240H210ZM217 240L219 239V238H216ZM221 239V238H220ZM219 239V240H220ZM224 239V238H223ZM232 239H233V237H232ZM240 239V238H239ZM248 239V238H247ZM258 239V238H257ZM257 239H255L256 240V242H257ZM261 239V238H260ZM10 240H11V238H10ZM25 240V239H24ZM55 240V241H56ZM100 240V239H99ZM110 240V239H109ZM170 240V239H169ZM187 240V239H186ZM217 240H215V241H217ZM226 240H227V237H226ZM254 240V241H255ZM16 241V240H15ZM55 241H53V242H55ZM94 241V240H93ZM113 241V240H112ZM117 241V240H116ZM150 241V240H149ZM159 241V240H158ZM161 241V240H160ZM192 241H190V244L192 245V247L190 246V248H192V254H191V257H190V261L189 262H192V263H198V262H200L199 264H205L204 263V261L205 260H209V259H217L218 260V262L215 260V264L217 263H221V264H229V263H235V261H236V264L238 263L237 262V260L239 261V264H240V262L242 263V261L244 262L245 261V263H246V261L248 260L246 257L247 256H249L250 254H247L246 252L247 251H245V250H248L249 249V247H252V243L251 244H249V246H246L247 245V243L245 244L244 243V245L246 246V247H248V249L246 248L245 250H244V248H243V245L240 247L242 250L241 251H245V253L243 254V252H241V254H240V256L241 255H245V254H247V256H243V257H240L239 255H236L238 252L240 253V249L237 251V253H236V250H235V252H233V250L231 251L229 248V250H228V252H231V253H227L226 252V250L225 251H222L223 250V248H222V250H221V248L219 249V250H217L216 249V251L215 250H213V249H215V248H213L212 246L213 245H211V242L212 241H209L210 242V244L208 243L207 244V242H208V240H207V242H202L201 240H199L198 241V243L197 244H195V245H193L191 242ZM221 241V240H220ZM224 241V240H223ZM241 241V240H240ZM259 241V240H258ZM261 241H263V239L261 240ZM261 241L259 242V243H261ZM50 242V241H49ZM57 242V241H56ZM55 242V243H56ZM60 242V243H61ZM86 242V241H85ZM98 242V241H97ZM100 242V241H99ZM139 242V241H138ZM141 242V241H140ZM148 242V241H147ZM151 242V241H150ZM150 242H148V243H150ZM164 241H162V243H163ZM169 243L170 242H172V241H168ZM175 242V241H174ZM176 242H178V241H176ZM181 242V241H180ZM182 242H183V240H182ZM187 242V241H186ZM194 242V243H195ZM214 242V241H213ZM235 242H236V239H235ZM40 243V242H39ZM48 243V242H47ZM60 243H58V244H60ZM66 243V244H65ZM77 243V242H76ZM92 243V242H91ZM95 243V242H94ZM107 243V242H106ZM133 243V242H132ZM165 243V242H164ZM185 243V242H184ZM221 243V242H220ZM250 243V242H249ZM259 243H257V244H259ZM12 244V243H11ZM14 244H15V242H14ZM38 244V243H37ZM36 244V245H37ZM110 244H111V241H110ZM131 244V243H130ZM135 244H137V243H135ZM159 244H161V243H159ZM158 244V246H159V248H160V245ZM171 244V243H170ZM175 244V243H174ZM214 244V243H213ZM263 244V243H262ZM10 245V244H9ZM57 245V244H56ZM116 245V244H115ZM120 245V244H119ZM140 245V244H139ZM142 245H144V244H142ZM169 245V244H168ZM168 245L166 246V247H168ZM176 245V244H175ZM174 245V246H175ZM180 245V244H179ZM237 245V244H236ZM251 245V246H250ZM259 245H261V244H259ZM58 246V245H57ZM70 246V245H69ZM69 246H62L60 249H57V250H59V252L57 253V250H56V261L54 262V260H53V264L55 263V264H85L86 263V261H88V260H86L87 259V254H86V252L83 250L82 251V249H81V255H79L78 256V252L74 249V248H72V247H69ZM73 246V245H72ZM91 246V245H90ZM99 246H101V245H99ZM112 246V245H111ZM126 246V245H125ZM132 246V245H131ZM157 246V247H158ZM224 246V245H223ZM240 246V245H239ZM86 247V246H85ZM92 247V246H91ZM95 247H97V246H95ZM123 247V246H122ZM153 247V246H152ZM156 247V248H157ZM162 247H165L164 245L163 246H161V248ZM170 247V246H169ZM168 247V248H169ZM172 247V246H171ZM178 247V246H177ZM220 247V246H219ZM226 247V246H225ZM259 247V246H258ZM257 246H256V248H258ZM261 247H263V249H264V245H262ZM102 248H104V246L102 245ZM105 248L106 249H100V247H98L97 249H95L94 250V247H93V253H92V256H94L95 258H98V261H97V263H100V264H113V262L115 261H113L112 260V257H114L113 255H114V252H113V249H111V248H109L108 246L106 247L105 246ZM109 248V249H108ZM113 248V247H112ZM118 248V247H117ZM126 248H128V247H126ZM136 247H135V245H134V249H135ZM138 248H140V247H138ZM137 248V249H138ZM144 248V247H143ZM159 248H157V250L159 251ZM173 248V247H172ZM231 248V247H230ZM233 248H235V246L233 247ZM237 248V247H236ZM235 248V249H236ZM239 248V247H238ZM29 249V248H28ZM51 249V248H50ZM53 249V248H52ZM85 249V248H84ZM133 249V250H134ZM142 249V248H141ZM140 249V250H141ZM150 249H151V247H150ZM149 249V251L151 252V250ZM163 249V248H162ZM183 249V248H182ZM188 249V248H187ZM253 249V250H252ZM252 249H250L251 251H256V250H254V247L252 248ZM260 249V248H259ZM33 250V249H32ZM43 250V249H42ZM166 250H167V248H166ZM184 250H186V249H184ZM261 250V249H260ZM34 251V250H33ZM37 251V250H36ZM115 251V250H114ZM135 251H137V250H135ZM154 251H156V250H154ZM157 251V252H158ZM162 251V250H161ZM160 251V252H161ZM165 250L163 249V251L162 252H164ZM176 251V250H175ZM188 251V250H187ZM258 251V250H257ZM256 251V252H257ZM92 252V251H91ZM125 252V251H124ZM134 252V251H133ZM153 252V251H152ZM179 252V251H178ZM190 252H191V249H190ZM250 252V251H249ZM248 252V253H249ZM260 252V251H259ZM258 252V253H259ZM39 253V252H38ZM127 253H129L128 251H127ZM166 253H167V251H166ZM170 253V252H169ZM169 253H167V255L169 254ZM232 253H236V254H232ZM252 253V252H251ZM42 254V253H41ZM135 254V253H134ZM137 254H138V252H137ZM158 254V253H157ZM183 254V253H182ZM257 254V253H256ZM264 254V253H263ZM22 255V254H21ZM160 255V254H159ZM158 255V256H159ZM166 255V254H165ZM179 255H180V253H179ZM259 255H261V254H259ZM259 255H257V256H259ZM12 256V255H11ZM88 256H91V255H88ZM134 256V255H133ZM132 256V257H133ZM138 256V257H137ZM154 256V255H153ZM153 256L152 255H150V253H145V251H144V253H143V251L141 250V252L138 254V255H136V257L137 258H139V259H137V260H135V261H138L137 263L135 262V263H133V264H145L147 261H150L151 262V264H152V258H153ZM157 256V255H156ZM162 256V255H161ZM161 256H159V257H161ZM169 256V255H168ZM235 256H237V259L235 258ZM239 256V257H238ZM255 256V255H254ZM256 256V257H257ZM261 256H263V255H261ZM260 256V257H261ZM18 257V256H17ZM16 257V258H17ZM49 257V256H48ZM53 257H55V256H53ZM122 257V256H121ZM129 257V256H128ZM157 258V257H154V259L155 258H157L156 260L159 262H162V264H173L174 262H176L177 261V259H179V256L178 255H175V254H173V255H171V253H170V256L169 257H165V259H161V258ZM181 257V256H180ZM245 257V258H244ZM90 258V257H89ZM115 258V257H114ZM113 258V259H114ZM135 258V257H134ZM163 258H164V256H163ZM182 258V257H181ZM187 258V257H186ZM247 259V260H242V259ZM249 258H251V257H249ZM259 258V257H258ZM91 259V258H90ZM92 259H93V257H92ZM118 259V258H117ZM122 260H124L123 258H121ZM126 259V258H125ZM131 259V258H130ZM242 260V261H240V260ZM254 259H255V257H254ZM253 259V260H254ZM257 259V258H256ZM48 260V259H47ZM95 261H96V259H94ZM182 260V259H181ZM180 260V261H181ZM189 260V259H188ZM187 260V261H188ZM259 260H260V258H259ZM95 261H93L94 263H95ZM121 261V260H120ZM133 261V260H132ZM154 261V260H153ZM157 261H156V263H157ZM180 261H179V263H180ZM212 261V260H211ZM249 261V260H248ZM90 262V261H89ZM88 262V263H89ZM118 262V261H117ZM122 262V261H121ZM120 262V263H121ZM127 262V261H126ZM155 262V261H154ZM154 262H153V264H154ZM159 262V263H160ZM184 262H186V260L184 261ZM205 262H207V261H205ZM251 262H252V260H251ZM254 262V261H253ZM256 262V261H255ZM258 262V261H257ZM116 263V262H115ZM123 263V262H122ZM148 263V262H147ZM213 263H214V261H213ZM232 263V264H233ZM250 263V262H249ZM45 264V263H44ZM91 264V263H90ZM119 264V263H118ZM124 264V263H123ZM176 264V263H175ZM181 264V263H180ZM243 264V263H242ZM253 264V263H252Z\"/></svg>",
  "mask_w": 264,
  "mask_h": 264
}]
</instances>
